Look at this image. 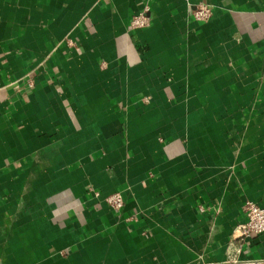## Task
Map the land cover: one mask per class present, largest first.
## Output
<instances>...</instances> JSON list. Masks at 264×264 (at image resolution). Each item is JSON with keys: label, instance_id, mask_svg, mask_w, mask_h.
<instances>
[{"label": "crops", "instance_id": "crops-1", "mask_svg": "<svg viewBox=\"0 0 264 264\" xmlns=\"http://www.w3.org/2000/svg\"><path fill=\"white\" fill-rule=\"evenodd\" d=\"M247 200L264 204V0H0V264L264 258V234L238 237Z\"/></svg>", "mask_w": 264, "mask_h": 264}, {"label": "built area", "instance_id": "built-area-1", "mask_svg": "<svg viewBox=\"0 0 264 264\" xmlns=\"http://www.w3.org/2000/svg\"><path fill=\"white\" fill-rule=\"evenodd\" d=\"M192 14L196 21L207 22L213 15V7L208 3H198L194 6ZM150 24L151 19L148 14V8L145 7L142 11L132 17L130 27L132 29H142L149 27ZM96 196L99 197L100 194L96 193ZM103 200L116 213H119V211H121L124 206V198L120 191H115L105 195L103 197ZM243 208L246 215V219L244 222L240 223L237 226L236 230L238 231V237L247 238L252 235L264 234V204H258L257 202L247 200L244 203ZM232 247H234L235 252H229L227 256L228 263L264 264V258L240 259L239 253L241 251V245H235Z\"/></svg>", "mask_w": 264, "mask_h": 264}]
</instances>
